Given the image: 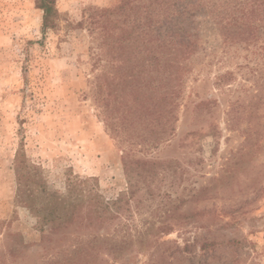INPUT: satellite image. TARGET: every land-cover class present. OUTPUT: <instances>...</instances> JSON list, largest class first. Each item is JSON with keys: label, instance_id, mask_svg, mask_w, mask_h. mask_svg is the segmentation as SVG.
<instances>
[{"label": "rangeland", "instance_id": "374dc122", "mask_svg": "<svg viewBox=\"0 0 264 264\" xmlns=\"http://www.w3.org/2000/svg\"><path fill=\"white\" fill-rule=\"evenodd\" d=\"M122 1L128 14L110 15L105 45L91 16ZM149 1L56 0L57 26L42 33L39 0H0V264H264V30L226 41L206 0L185 12L197 48L181 91L163 102L168 70L151 57L158 43L137 53L149 36L121 30L144 19ZM165 21H150L155 37ZM21 141L58 191L79 175L116 198L127 153L158 172L126 215L42 240L36 216L15 200ZM77 243L83 249L71 254Z\"/></svg>", "mask_w": 264, "mask_h": 264}, {"label": "trees", "instance_id": "16d2710c", "mask_svg": "<svg viewBox=\"0 0 264 264\" xmlns=\"http://www.w3.org/2000/svg\"><path fill=\"white\" fill-rule=\"evenodd\" d=\"M181 0H150L145 9L144 19L133 20L121 28L122 32H131L134 28L139 29V34L145 33L149 38L145 41L142 37L140 44L142 47L137 53L144 52L147 45L158 43V55L152 54L151 57L160 60L162 68L167 71V75L161 79L165 83L162 94V101H166L171 96L181 91L182 72L186 70L184 60L196 50L195 31L190 28L192 24H184L183 14H189L205 7L202 0H186L179 7ZM208 12L214 19L213 21L221 27L224 40L237 42L239 40H249V36L255 35L259 29L264 30V0H206ZM158 2L161 8H154L153 3ZM153 4V5H152ZM138 8L132 6L129 8ZM39 8L42 11L41 32L47 29H54L60 18V13L56 8V0H39ZM126 2L122 1L113 8H95V19L104 34L105 45H109L111 22L110 15L119 11L127 16L125 10ZM157 17L164 18L165 25L160 37H155L151 32L153 26L150 21ZM180 23H175L178 20ZM160 22V21H158ZM154 24V22H153ZM131 25V27H130ZM119 38V43L123 46ZM121 41V42H120ZM132 43V42H131ZM143 45V46H142ZM145 46V47H144ZM149 50L148 53H150ZM122 55V52H120ZM139 54H137L138 56ZM130 59V56H129ZM141 62V59H140ZM105 74V73H103ZM130 74H133L132 71ZM134 76V74H133ZM136 77V76H135ZM141 80L140 77L136 79ZM138 83V82H137ZM172 83V84H171ZM136 87V86H135ZM139 94H146V100H151V96L137 85L135 88ZM207 104V100L199 101L196 106ZM151 105V104H148ZM150 107H148L149 109ZM158 167L153 161L148 159L132 158L130 154L123 157V169L126 174V190L118 194L114 199L104 198L97 190V182L94 177H82L79 175H69L64 183V189L58 191L50 188L44 177L41 175L40 166L34 164L26 156L22 141L19 143L13 158V169L17 183L16 201L33 213L37 218L36 227L41 234L42 240L47 239L50 233L74 227L76 229H88L89 233L94 232L96 224L103 225L113 222L120 215H126L129 210V198H133L140 188L146 186L149 189V182L157 174ZM20 235V234H19ZM93 238H99L94 233L90 234ZM45 239V240H46ZM23 242V241H22ZM22 242H18L22 247ZM84 245L74 244L71 254L79 252Z\"/></svg>", "mask_w": 264, "mask_h": 264}]
</instances>
